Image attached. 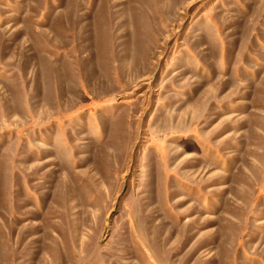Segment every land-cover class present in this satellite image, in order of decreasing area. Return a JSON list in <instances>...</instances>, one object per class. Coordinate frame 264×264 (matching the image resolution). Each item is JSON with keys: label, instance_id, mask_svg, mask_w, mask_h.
I'll use <instances>...</instances> for the list:
<instances>
[{"label": "rangeland", "instance_id": "374dc122", "mask_svg": "<svg viewBox=\"0 0 264 264\" xmlns=\"http://www.w3.org/2000/svg\"><path fill=\"white\" fill-rule=\"evenodd\" d=\"M0 264H264V0H0Z\"/></svg>", "mask_w": 264, "mask_h": 264}]
</instances>
